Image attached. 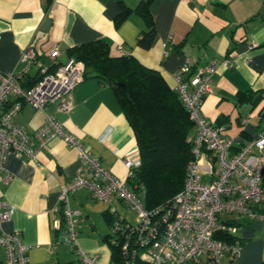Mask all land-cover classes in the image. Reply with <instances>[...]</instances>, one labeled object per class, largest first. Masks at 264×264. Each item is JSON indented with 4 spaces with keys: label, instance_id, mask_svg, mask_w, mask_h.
Instances as JSON below:
<instances>
[{
    "label": "crops",
    "instance_id": "1",
    "mask_svg": "<svg viewBox=\"0 0 264 264\" xmlns=\"http://www.w3.org/2000/svg\"><path fill=\"white\" fill-rule=\"evenodd\" d=\"M146 12L155 37L145 48L137 40L148 26ZM96 39L105 40L112 54L132 55L157 69L173 89L172 72L181 65L189 63L184 73L188 76L219 63L202 115L221 128L222 136L232 137L233 149L264 130V0H0V73L19 67V55L27 46L50 65L49 51L55 44L58 60L64 62L69 49ZM225 58L229 65L221 64ZM36 74L37 66H32L29 77ZM67 97L70 111L58 110L56 102L43 108L23 103L14 120L31 132L47 115L55 116L106 169L126 179L123 158L138 157V146L111 86L87 75ZM78 165L76 149L61 138L50 140L33 159L13 153L6 159L0 198L14 210L3 228L30 245L29 264H81L69 245L57 199L60 185L73 177ZM212 166L215 174L216 162ZM6 172L11 175L8 183L3 181ZM69 200L80 210L78 244L96 254L99 264H109L110 213L133 222L134 210L117 195L104 202L87 188L75 190ZM225 218L235 224L242 249L239 256L226 255L224 264L264 260V217ZM3 257L0 247V260ZM194 262L208 264L207 256Z\"/></svg>",
    "mask_w": 264,
    "mask_h": 264
},
{
    "label": "built area",
    "instance_id": "2",
    "mask_svg": "<svg viewBox=\"0 0 264 264\" xmlns=\"http://www.w3.org/2000/svg\"><path fill=\"white\" fill-rule=\"evenodd\" d=\"M59 54L55 44L49 51L51 64L45 65L35 49L27 46L19 55V67L0 73V173L5 170L10 153L33 159L54 138H61L76 149L79 165L73 177L60 185L57 199L69 245L81 264L99 263L96 254L89 253L77 242L80 210L70 205L69 197L79 188H87L92 197L104 202L117 195L134 210L133 222L119 216L112 222L110 240L115 242L117 234L124 235V252L129 253L130 247V256L138 255L146 264H187L198 261L203 254L208 264H224L226 255L239 256L242 248L238 239L228 241L217 235L234 234L236 226L227 216L264 217V130L233 149L232 137L222 136L221 128L202 115V103L211 90L212 76L219 63L197 68L188 76L184 73L189 70V63L172 72L175 90L194 122V132L183 186L171 199L170 207L161 212L163 223L160 225L156 216L159 211L147 210L126 179L106 169L55 116L47 115L44 123L31 132L14 120L23 103L43 108L47 103L56 102L58 110L70 111L67 95L84 78V64L72 57L61 62ZM221 64L229 65L230 59H223ZM32 66H37L34 78L29 77ZM213 162L217 164L215 174ZM123 163L127 177H131L140 160L125 156ZM10 179V173L6 172L3 181L8 183ZM13 210L9 201L0 198V247L4 251L0 264H29L30 245L18 233L3 228ZM131 237L134 246L129 245Z\"/></svg>",
    "mask_w": 264,
    "mask_h": 264
},
{
    "label": "trees",
    "instance_id": "3",
    "mask_svg": "<svg viewBox=\"0 0 264 264\" xmlns=\"http://www.w3.org/2000/svg\"><path fill=\"white\" fill-rule=\"evenodd\" d=\"M144 19L148 26L137 42L146 48L155 37V27L149 12ZM68 54L84 64V76L97 77L111 86L138 146L140 164L133 176L126 178V183L147 210L159 211L156 216L162 225L161 212L170 207L171 199L184 183L186 165L192 155L194 122L176 90L157 69L143 65L132 55L112 54L105 40L84 42L69 49ZM116 219L110 213V227ZM111 234L110 231L109 264H146L138 255L130 256V247L129 253L124 252V235L117 234L115 242H111ZM217 236L228 241L238 239L234 234ZM132 241L131 237L130 246ZM256 264H264V260Z\"/></svg>",
    "mask_w": 264,
    "mask_h": 264
},
{
    "label": "rangeland",
    "instance_id": "4",
    "mask_svg": "<svg viewBox=\"0 0 264 264\" xmlns=\"http://www.w3.org/2000/svg\"><path fill=\"white\" fill-rule=\"evenodd\" d=\"M188 264H204L203 262H200V263H196L194 261H189Z\"/></svg>",
    "mask_w": 264,
    "mask_h": 264
}]
</instances>
